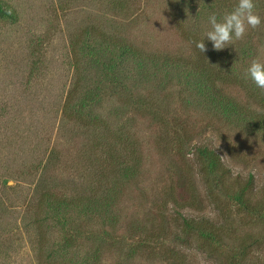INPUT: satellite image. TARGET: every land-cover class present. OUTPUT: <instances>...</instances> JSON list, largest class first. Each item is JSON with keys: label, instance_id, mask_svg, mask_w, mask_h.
I'll list each match as a JSON object with an SVG mask.
<instances>
[{"label": "rangeland", "instance_id": "374dc122", "mask_svg": "<svg viewBox=\"0 0 264 264\" xmlns=\"http://www.w3.org/2000/svg\"><path fill=\"white\" fill-rule=\"evenodd\" d=\"M107 1L0 0V264H264V131L250 113L264 108V92L254 95L243 78L253 59L264 60V2L255 8L260 28L219 51L243 80L220 85L241 111L221 116L180 97L186 83L160 61L94 51V27L150 55L188 60L195 44L183 32L203 39L210 15L221 19L238 0H125L118 16ZM247 39L254 49L242 59L233 52ZM109 58L126 84L138 79L133 99L154 97V110L109 83ZM199 145L219 154L225 181L199 172ZM123 165L134 169L124 175ZM182 217L198 229L178 243ZM159 226L162 241L143 240Z\"/></svg>", "mask_w": 264, "mask_h": 264}, {"label": "trees", "instance_id": "16d2710c", "mask_svg": "<svg viewBox=\"0 0 264 264\" xmlns=\"http://www.w3.org/2000/svg\"><path fill=\"white\" fill-rule=\"evenodd\" d=\"M124 1L125 0H111V1L109 0L106 2L105 5L109 10V12L114 13L115 16H118L127 11V8H124L126 4ZM260 1L264 2V0H260ZM254 2L255 4H257V0H254ZM223 5H225V3H223ZM227 5H229V0ZM218 7L220 8L225 6L219 5ZM5 14H6L5 11L2 10V8L0 7V16H3ZM94 29L96 30L97 33L95 32V30H91L90 34L96 33L97 43L99 45V46L97 45L98 47L96 46L97 48H95L94 51L101 50L100 52L111 54L110 56H113L114 54L116 58L121 59L122 61L130 60V59L140 62L144 61L145 59L160 61L161 65L169 68L171 72H173L170 75V78H174V77L179 78L178 79L179 81L181 79V81L186 83V87L182 88V90L180 89L181 91H185V93L180 97L184 95H190L191 97L193 96V101L197 105L202 106V108L205 109L209 115H215V114L221 116L231 115L230 114L231 106L232 109L233 107H235L234 109L239 110L238 112H241L239 107L236 108L233 100L230 99V97L228 98L229 99L228 101H225L226 95L225 94L221 95L219 93L220 88L222 89L220 85L223 82L229 81L230 77L233 78L235 77L231 76V73H229L230 71L229 68H226L225 65L221 64V60L222 61L224 60L223 58H219L223 56L221 53L219 56V51H217L213 55L212 50L209 48V46L206 43L205 44L209 48V50H207L205 53H201L199 51V49L196 47V43L202 40L198 35L199 33L190 34V32H188V34H186L185 32H183V35L189 38L190 40H192L195 44L194 45L195 55L193 56V58L191 59L188 58L187 60V59H182L181 57L178 56L177 57L172 55L168 56L166 54L162 55L161 58L158 55H150V53L143 51L142 49L134 45L132 42L128 41V39L125 37L122 36L119 37L117 34L114 33L109 35V33L103 32L102 26L94 27ZM197 32H199V30ZM249 42L250 40L247 39L245 42L237 43L235 46L236 51L233 52V49L231 47L232 52L238 55L241 54V58L245 59L248 53L252 52L251 50L254 49L253 47L250 46ZM77 43L78 40H75L73 42L74 45H76ZM247 43H248L247 45L248 47L246 49L245 45ZM211 52H212V56H211ZM109 59H110L109 60L110 63H112L110 64L111 69L106 68L110 73L109 83L114 88L124 87V90H128L127 93L128 99L132 105H135L138 108H143L145 111L154 110L158 105V102L155 103L154 97H148L141 94L140 96L136 97V99H133L134 97L132 96L130 89L132 86L136 84V82H138V79L134 77L132 80H130L131 82L130 85L126 84L127 82H125L124 79L122 80L121 79L122 77H120L119 75L116 74V72H114L115 71L114 58H109ZM164 71L166 70L164 69ZM165 73L167 74L168 72L166 71ZM138 78L141 80V77ZM145 79L146 78H143V80ZM235 79L236 80L232 81L234 84H238L237 82L242 84L243 81L242 79H237V78ZM188 86L190 87L189 89ZM82 89L83 87L81 85L80 86L77 85V87L75 86V88L72 90L71 94H69L67 98H69V100H72V96H76V94L80 93ZM250 90H247V92H250ZM259 90L260 89L258 88L256 89L253 88L252 93L254 95H259L260 93ZM261 105L263 104L261 103ZM153 112L156 113V111ZM250 113L254 120V123H256V125L259 126L264 131V108L258 111H250ZM86 123L87 122L83 121L82 124L84 126H88ZM175 125L181 127V122L178 124V121H176ZM174 132L175 129L173 130V133ZM174 135L175 137L177 136L176 133H174ZM182 142H185L184 138H181V140L178 141V145L181 147H182ZM195 155L199 167L198 170L203 177L205 178L208 177L210 181L211 175L213 174V178H211L212 181L220 180L222 182V180L224 181L226 180L227 178L226 175L229 172V170L225 167L219 154L214 149L206 145H199L195 148ZM122 162L124 161L122 160ZM120 164H124V163H120ZM122 169L124 170L123 174L126 175L127 173L130 172V170H133L134 167L130 165L129 166L123 165V168H121V170ZM252 180H253L252 175L250 174L247 179V184H250ZM112 189H113L112 186H110L106 191L109 192L112 191ZM47 197H52V196L47 195ZM54 200L58 202V199L55 198ZM60 201L64 202V200L61 199ZM67 203L69 205V202ZM166 203L167 202L165 200L163 203V208L165 207ZM193 223H194V219L191 218L189 219L186 217L181 218V225H182L181 234L177 233L175 235V240L178 241V243H182L184 239L183 234L185 232H189L192 229H198V225H195ZM137 226L141 227L140 225ZM158 229L159 231L157 232L155 231L156 234H153L152 231L145 234L146 238L143 240H148V242L149 240H153L157 242L162 241L165 237V230L164 227L162 226H159ZM207 231H210L211 238L216 236V234L213 235V233H216L213 229L210 228ZM210 235L206 237L209 238ZM164 258L168 259V257L165 256Z\"/></svg>", "mask_w": 264, "mask_h": 264}, {"label": "clouds", "instance_id": "9594fccd", "mask_svg": "<svg viewBox=\"0 0 264 264\" xmlns=\"http://www.w3.org/2000/svg\"><path fill=\"white\" fill-rule=\"evenodd\" d=\"M254 0H238L237 5L230 12H226L221 19L216 14L209 17L211 29L205 33L204 38L196 43L201 53L207 51L205 38L212 42L215 51H221L232 45L234 40L245 38L249 28L259 29L262 18L255 11ZM245 80H250L258 89L264 92V60L253 59L243 74ZM218 147V146H217Z\"/></svg>", "mask_w": 264, "mask_h": 264}]
</instances>
